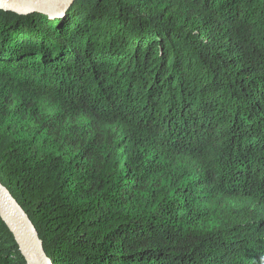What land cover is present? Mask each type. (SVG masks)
Wrapping results in <instances>:
<instances>
[{"label":"trees","instance_id":"1","mask_svg":"<svg viewBox=\"0 0 264 264\" xmlns=\"http://www.w3.org/2000/svg\"><path fill=\"white\" fill-rule=\"evenodd\" d=\"M0 182L52 264H264V0L0 8Z\"/></svg>","mask_w":264,"mask_h":264},{"label":"water","instance_id":"2","mask_svg":"<svg viewBox=\"0 0 264 264\" xmlns=\"http://www.w3.org/2000/svg\"><path fill=\"white\" fill-rule=\"evenodd\" d=\"M76 0H0V8L18 15L32 13L46 15L49 19L65 16ZM0 217L5 223L28 264H52L43 244L23 209L0 182Z\"/></svg>","mask_w":264,"mask_h":264}]
</instances>
